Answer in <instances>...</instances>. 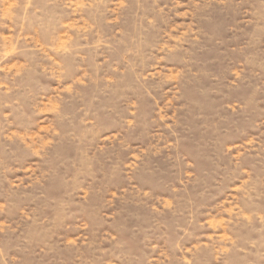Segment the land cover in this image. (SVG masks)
<instances>
[{"label": "rangeland", "instance_id": "1", "mask_svg": "<svg viewBox=\"0 0 264 264\" xmlns=\"http://www.w3.org/2000/svg\"><path fill=\"white\" fill-rule=\"evenodd\" d=\"M0 264H264V0H0Z\"/></svg>", "mask_w": 264, "mask_h": 264}]
</instances>
